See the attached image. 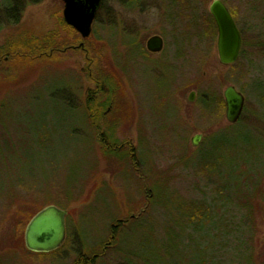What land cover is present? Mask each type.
Wrapping results in <instances>:
<instances>
[{
  "label": "rangeland",
  "instance_id": "1",
  "mask_svg": "<svg viewBox=\"0 0 264 264\" xmlns=\"http://www.w3.org/2000/svg\"><path fill=\"white\" fill-rule=\"evenodd\" d=\"M158 1L146 0L132 8L128 0H102L91 34L83 40L74 29L76 33L69 34L61 27L62 0L28 4L19 24L0 31V46L17 37L39 39L52 31L59 39H73L69 51L60 56H0V136H7L0 144L7 162L17 166L5 177L31 185L29 191L17 185L0 197V264H72L78 252L93 255L98 250L102 256L95 264H126L127 258L136 261L137 254L148 264H162L158 256L174 251L179 198L187 203L210 199L214 189L225 186L224 197L232 199L236 173L251 168L264 173L263 51L247 46L237 64L222 65L216 31L212 35L213 29L206 30L213 0H183L178 9L176 0L168 1L172 8L166 0ZM224 2L237 16L245 40L263 41L264 12H253L247 0ZM163 7L169 10L165 21L160 17ZM132 26L137 36L130 32ZM153 34L163 36L160 54L145 50ZM97 69L109 71L118 82L112 104L100 117L86 109L93 89L90 73ZM228 85L244 96L241 122L233 127L224 109L204 111L198 101L200 92L223 97ZM92 121L102 127L106 122L117 124L116 137L125 143L119 147L124 161L103 156ZM196 134L201 137L192 146ZM249 145L253 148L247 154L242 148ZM134 158L141 162L142 174L133 169ZM189 163L210 173L212 182L205 184L202 173ZM146 203L149 207L140 216L120 227L116 243L103 249L114 220L136 215ZM47 205L66 210V236L56 250L35 253L26 249L17 219L29 208ZM263 205L253 199L255 264H264Z\"/></svg>",
  "mask_w": 264,
  "mask_h": 264
},
{
  "label": "trees",
  "instance_id": "2",
  "mask_svg": "<svg viewBox=\"0 0 264 264\" xmlns=\"http://www.w3.org/2000/svg\"><path fill=\"white\" fill-rule=\"evenodd\" d=\"M41 0H0V31L9 27H14L19 24L20 18L23 14L24 8L28 4H34ZM183 1V0H180ZM225 3V0H221ZM251 4V10L259 13L264 12V0H247ZM132 1H128L130 4ZM101 7V6H100ZM234 20L237 16L233 13L232 9L229 10ZM99 12V10H98ZM97 12V13H98ZM208 15V14H207ZM210 23L206 25V30H212V35L215 34V27L211 17L208 15ZM61 27L68 30L69 34L76 32L68 26L61 18ZM194 21V20H193ZM237 23V22H236ZM194 24L195 21H194ZM242 40V46L239 58H241L247 46L253 48H260L264 55V39L247 42L245 40V33L243 27L237 24ZM57 31L49 32L46 36L37 39L30 35V38L17 37L13 40L7 41L4 45L0 46V56H8L10 59L35 60L58 52L59 56L65 54L71 48L69 39H59ZM208 33V31H207ZM83 40V39H81ZM92 64V63H91ZM90 80L93 83V89L89 92L86 99V106L90 114L98 113L99 117L101 111L105 110L112 104V99L116 96L118 89V82L114 75L107 70H96L90 73ZM101 101V102H100ZM198 101L202 105L204 111H221L224 109V100L221 96H215L211 92H200ZM92 116V115H91ZM242 114L237 122L230 124L233 127L241 122ZM117 124H110L106 122L105 127L100 126L97 122H91V126L99 132L98 139L102 146V154L106 158H115L124 161L121 157L119 147L125 145L124 141H119L115 134V127ZM100 129H102L100 131ZM213 137L209 135L207 139ZM6 134L3 132L0 140L6 143ZM12 140V138H9ZM12 143V142H11ZM205 143V142H204ZM6 145V144H5ZM1 147L5 148L0 144ZM252 146H245L244 152L249 153ZM261 155L264 158V146L261 149ZM1 155L3 154L1 150ZM0 155V197L6 196L8 192L14 191L20 185V189L29 191L31 185L22 184V182L7 181L5 172H14L17 166L9 161L7 162L4 155ZM133 157V156H132ZM260 159V156H259ZM29 157H26L25 164L29 162ZM259 161V160H258ZM261 162V161H260ZM130 163L134 170L141 173V162L137 159H130ZM186 165V163H184ZM192 167L202 173L207 183H211L210 173L204 172L197 164H191ZM260 164V163H259ZM29 164L26 165L29 166ZM242 167L244 164L241 165ZM257 166V165H256ZM31 171V168H28ZM28 171V170H27ZM28 171V173H30ZM240 171V170H239ZM240 171L235 174L233 188L236 189V196L232 199L224 197L225 186L213 190L215 196L207 199L202 197L198 200L187 203L179 198V207L181 215L176 221V229L173 231V248L171 253L168 250L164 251L158 257L163 259L162 264H255L256 243L254 236V206L253 199L259 198L264 204V185L262 179L264 177L263 170L251 168L250 171ZM220 175V174H219ZM243 175V179H240ZM205 194V193H204ZM204 194L202 196H204ZM153 195V194H152ZM151 198L149 204L151 203ZM154 202V195L152 198ZM149 207V206H148ZM39 210L27 209L21 219H17L22 225V239L25 226L31 217ZM220 211V214L218 212ZM264 211V205H263ZM192 228V232H188V228ZM110 228V227H109ZM117 236V230L114 232L113 238L110 240V245L113 246ZM21 239V240H22ZM96 253H100L98 250ZM136 255V254H131ZM100 255L92 257L85 252H78L72 264H95ZM137 260L128 259L126 264H148V260L137 254Z\"/></svg>",
  "mask_w": 264,
  "mask_h": 264
},
{
  "label": "water",
  "instance_id": "3",
  "mask_svg": "<svg viewBox=\"0 0 264 264\" xmlns=\"http://www.w3.org/2000/svg\"><path fill=\"white\" fill-rule=\"evenodd\" d=\"M62 18L82 39L88 38L92 24L99 9L101 0H62ZM216 27V51L218 61L222 65H231L239 57L241 35L229 10L221 0H213L209 5ZM147 50L158 52L162 48L159 36H151L146 43ZM224 116L228 123H235L244 107V96L233 85L223 90ZM194 92L191 91L188 101L192 102ZM201 135L191 137L192 146H197ZM144 209L140 210V213ZM66 210L54 205H47L35 213L24 230V245L27 250L45 253L56 250L65 239ZM133 217V215H132Z\"/></svg>",
  "mask_w": 264,
  "mask_h": 264
},
{
  "label": "flooded vegetation",
  "instance_id": "4",
  "mask_svg": "<svg viewBox=\"0 0 264 264\" xmlns=\"http://www.w3.org/2000/svg\"><path fill=\"white\" fill-rule=\"evenodd\" d=\"M128 1H130V0H128ZM132 2L130 3V4H128L127 6H129V7H132V8H135V7H138V8H140L141 6H142V4H143V2L144 1H146V0H131ZM154 1H158V0H154ZM169 0H166V2H168ZM171 1H174V0H171ZM101 2H102V0H101ZM158 2H160V1H158ZM183 2L184 1H180V0H176V1H174L173 3H177L178 4V6H177V9L180 7V6H182L183 5ZM126 5V4H125ZM163 5V4H162ZM168 5H169V2H168ZM100 6H101V3H100ZM100 6H99V9H100ZM160 6V5H159ZM171 6V7H170ZM172 6L173 5H169V8H172ZM98 9V10H99ZM141 10V9H140ZM230 12V11H229ZM164 13L165 14H169V10L167 11H165L164 10V7H163V9H162V13H160V17L162 18V19H164V21H165V18H166V16L164 15ZM210 17H211V19H212V21H213V18H212V16H211V14L209 13V7H208V13H207ZM231 14V13H230ZM208 15H207V23L209 22L210 23V20H209V18H208ZM232 15V14H231ZM191 18H194L195 16H190ZM233 17V16H232ZM96 18H97V15L95 16V19H94V21H96ZM93 21V22H94ZM163 21V22H164ZM213 24H214V27H215V23H214V21H213ZM237 24V23H236ZM93 26V25H92ZM133 27V26H132ZM215 31H216V27H215ZM130 32H134L135 34H136V36H137V30L133 27V29H131L130 30ZM159 36L160 38H161V40H162V48H161V50H159L158 52H151V51H149V50H147V48H146V43H147V40L151 37V36ZM151 36H149L147 39H146V42H145V50H146V52H148V53H150V54H160V53H162V51L164 50V47H165V43H164V39H163V36L161 35V34H153V35H151ZM215 45H216V41H215ZM242 46V45H241ZM137 47H139V42H138V39H137ZM137 55V54H136ZM163 57H164V55H162L160 58L161 59H163ZM134 57H132V59H133ZM5 60H6V58H4ZM86 109L87 110H89L88 109V106H86ZM100 139V138H99ZM131 148V147H130ZM132 153H130V155H131ZM147 204V203H146ZM145 204V205H146ZM144 205V206H145ZM148 205V204H147ZM142 209V208H141ZM140 209V210H141ZM139 210V211H140ZM139 211H138V213L135 215V217H133V218H136L137 216H139ZM134 215V214H133ZM131 218H130V216L128 217V218H124V217H119V218H116L115 220H114V222L110 225V228H109V231H110V236L111 237H113V235H114V232L117 230H119L120 229V227H122L128 220H130ZM65 236H66V229H65ZM65 240V239H64ZM64 242V241H63ZM63 244V243H62ZM61 244V245H62ZM107 247V245H103V249H105ZM95 256H97V253H94L93 255H92V257H95Z\"/></svg>",
  "mask_w": 264,
  "mask_h": 264
},
{
  "label": "bare ground",
  "instance_id": "5",
  "mask_svg": "<svg viewBox=\"0 0 264 264\" xmlns=\"http://www.w3.org/2000/svg\"><path fill=\"white\" fill-rule=\"evenodd\" d=\"M96 14H98V13H96ZM93 23H94V22H93ZM92 25H93V24H92ZM151 195H152V194H151ZM147 208H148V205L146 204V205L142 208V209H144V210H143L141 213H140V211H139V216H140V215H141V214H142ZM132 215H133V214L130 215V218H131V219H134L133 217H135V215H133V217H132ZM137 217H138V216H137ZM135 219H136V218H135ZM110 238L112 239L113 237L110 236ZM105 244L107 245L106 248L111 247V245H110V240H108ZM105 244H104V245H105Z\"/></svg>",
  "mask_w": 264,
  "mask_h": 264
}]
</instances>
